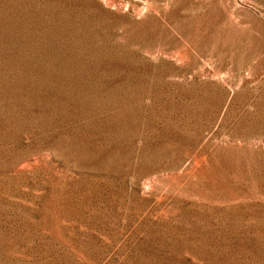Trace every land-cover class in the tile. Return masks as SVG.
Instances as JSON below:
<instances>
[{
	"label": "rangeland",
	"instance_id": "obj_1",
	"mask_svg": "<svg viewBox=\"0 0 264 264\" xmlns=\"http://www.w3.org/2000/svg\"><path fill=\"white\" fill-rule=\"evenodd\" d=\"M0 264H264V0H0Z\"/></svg>",
	"mask_w": 264,
	"mask_h": 264
}]
</instances>
